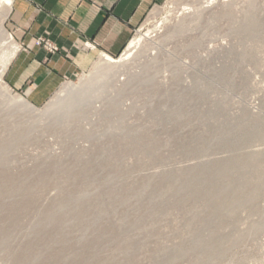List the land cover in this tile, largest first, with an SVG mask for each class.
I'll return each mask as SVG.
<instances>
[{
    "label": "rangeland",
    "instance_id": "obj_1",
    "mask_svg": "<svg viewBox=\"0 0 264 264\" xmlns=\"http://www.w3.org/2000/svg\"><path fill=\"white\" fill-rule=\"evenodd\" d=\"M12 5L0 264H264V0H164L42 105L5 80Z\"/></svg>",
    "mask_w": 264,
    "mask_h": 264
},
{
    "label": "crops",
    "instance_id": "obj_2",
    "mask_svg": "<svg viewBox=\"0 0 264 264\" xmlns=\"http://www.w3.org/2000/svg\"><path fill=\"white\" fill-rule=\"evenodd\" d=\"M163 1L13 0L9 29L18 48L6 70L7 85L28 90L32 103L44 104L98 56H119L150 10ZM38 39L49 40L56 51L38 47Z\"/></svg>",
    "mask_w": 264,
    "mask_h": 264
},
{
    "label": "bare ground",
    "instance_id": "obj_3",
    "mask_svg": "<svg viewBox=\"0 0 264 264\" xmlns=\"http://www.w3.org/2000/svg\"><path fill=\"white\" fill-rule=\"evenodd\" d=\"M4 3H5V5H10L11 4V0H4ZM149 36H144L142 39H140L139 41H137V42H135V43H133L132 45H131V48H137V46L141 43V41L143 40V39H145V38H148ZM9 39H10V41L11 40H13V38H12V36H10L9 37ZM133 52L134 51H128L127 53H126V55H125V58H123V61L125 60V61H129V59L133 56ZM105 58V61H107V62H109L110 64H113V65H117V64H119L120 62H118V61H114L112 58H110V57H104ZM122 61V60H121ZM0 82H2L1 81V76H0Z\"/></svg>",
    "mask_w": 264,
    "mask_h": 264
},
{
    "label": "built area",
    "instance_id": "obj_4",
    "mask_svg": "<svg viewBox=\"0 0 264 264\" xmlns=\"http://www.w3.org/2000/svg\"><path fill=\"white\" fill-rule=\"evenodd\" d=\"M47 48H48V50H50V51H54V50H55L54 47H52V46H47Z\"/></svg>",
    "mask_w": 264,
    "mask_h": 264
}]
</instances>
